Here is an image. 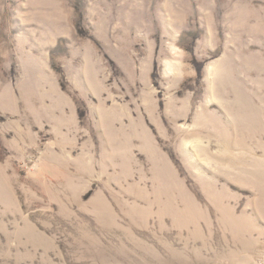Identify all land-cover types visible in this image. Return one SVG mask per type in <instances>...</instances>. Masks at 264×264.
<instances>
[{
  "label": "rangeland",
  "instance_id": "374dc122",
  "mask_svg": "<svg viewBox=\"0 0 264 264\" xmlns=\"http://www.w3.org/2000/svg\"><path fill=\"white\" fill-rule=\"evenodd\" d=\"M0 264H264V0H0Z\"/></svg>",
  "mask_w": 264,
  "mask_h": 264
}]
</instances>
